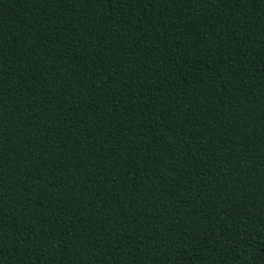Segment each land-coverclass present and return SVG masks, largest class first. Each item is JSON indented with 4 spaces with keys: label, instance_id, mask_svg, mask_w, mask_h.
Returning <instances> with one entry per match:
<instances>
[{
    "label": "trees",
    "instance_id": "trees-1",
    "mask_svg": "<svg viewBox=\"0 0 264 264\" xmlns=\"http://www.w3.org/2000/svg\"><path fill=\"white\" fill-rule=\"evenodd\" d=\"M0 264H264V0H0Z\"/></svg>",
    "mask_w": 264,
    "mask_h": 264
}]
</instances>
